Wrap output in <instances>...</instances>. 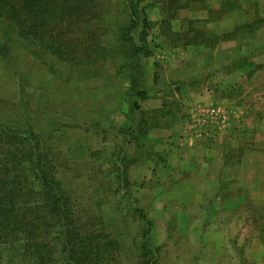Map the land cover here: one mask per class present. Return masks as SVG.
<instances>
[{"label":"rangeland","instance_id":"rangeland-1","mask_svg":"<svg viewBox=\"0 0 264 264\" xmlns=\"http://www.w3.org/2000/svg\"><path fill=\"white\" fill-rule=\"evenodd\" d=\"M138 1L147 13L152 10L153 21L149 54L141 61L143 83L135 70L137 57L113 46L117 23L128 20L129 3L98 0L102 25L95 29L103 50L82 58L67 53L66 58L76 60H65L49 52L35 57L13 42L9 56L0 55V119L11 131L20 121L32 123L47 139L59 190L81 233H110L121 243L110 253L115 263L107 264H264L258 247L264 245V202L248 200L230 169H218L199 152L214 147L215 132L231 129L229 115L224 109L214 112L213 104L200 109L195 94L207 76H188L192 63L182 59L180 49L189 44L200 49L210 70L225 57L211 56L208 44L217 41L208 42L211 32L205 23L180 21L176 7L187 0ZM188 1L193 9L202 0ZM161 6L176 11V19L160 13ZM244 33L250 38L254 31ZM3 42L0 35V47ZM246 47V54L241 47L232 49L231 69L250 65V72L236 73V87L217 94L245 95L241 101L252 107L259 89L253 85L263 75L253 76L258 68L250 57L263 47ZM124 56L133 66L119 71ZM187 84L192 88H184ZM142 85L148 95L134 99ZM122 148L127 183L116 190L110 160ZM241 157L235 152L229 163ZM204 160L209 167L203 170L198 165ZM128 195L133 204L124 201ZM135 208L151 222L148 238L155 252L144 244V224ZM58 255L63 253L55 247L51 257Z\"/></svg>","mask_w":264,"mask_h":264},{"label":"trees","instance_id":"trees-1","mask_svg":"<svg viewBox=\"0 0 264 264\" xmlns=\"http://www.w3.org/2000/svg\"><path fill=\"white\" fill-rule=\"evenodd\" d=\"M126 2L129 3L125 14L128 20L117 23L113 46L117 52L124 47L133 60L137 57L135 70L143 83L141 61L149 54L147 36L153 24L140 1ZM99 6L98 0H0V35L4 41L0 55L8 57L13 42H19L35 57L52 53L65 60H76L66 58L67 53L82 58L94 49L103 50L95 29L102 21ZM233 7L236 4L226 0L224 13L232 11ZM188 8L187 0L186 4L176 7V11ZM162 12L169 20L177 17V13L164 7ZM246 29L249 28H244L242 33ZM238 30L221 36L210 33L208 42L223 40L228 35L235 37ZM123 58L119 71L133 66V62ZM147 95L142 85L133 97L143 99ZM133 105L137 107L135 100ZM20 124L11 131L0 119V261L8 264H107L113 260L115 263L110 253L118 250L121 243L110 233H81L71 217L67 199L59 190L56 160L46 148L47 139L32 123L20 121ZM119 152L116 159L110 160L113 161L110 181L116 190L127 183L123 148ZM123 199L129 205L134 203L130 195ZM135 212L144 224L142 238H147L144 244L155 252L148 238L151 222L139 209L135 208ZM55 247L61 249L62 257H51Z\"/></svg>","mask_w":264,"mask_h":264},{"label":"crops","instance_id":"crops-1","mask_svg":"<svg viewBox=\"0 0 264 264\" xmlns=\"http://www.w3.org/2000/svg\"><path fill=\"white\" fill-rule=\"evenodd\" d=\"M230 1L235 3L236 7L225 13L223 9L226 0H202L196 8L182 9L178 12L180 21L197 20L203 22L210 29V32L216 36L230 34L235 29H239L235 37L234 35H228V39L219 40L213 46H209L211 56L214 59L225 57L224 62L210 70L211 68L205 63L200 49L196 50L189 44L182 46L180 50L181 56H183L182 59L192 63V67L187 68L188 76H200V78L207 76L206 80L199 85L200 91H197L199 93L195 94L197 99L201 100L199 103L203 104L200 105V109L203 110L207 108L206 106L213 104L216 105L214 112L215 110L221 111V109H224L229 115L227 126L229 124L231 129L227 132H220L221 129L219 128L220 131L215 132L214 136L212 135L214 137V147L203 148L199 152L203 157L212 159V164H215L218 169H230L231 179L238 182L248 200L262 203L264 202V149L260 147L264 145V0ZM159 11L163 14L162 6ZM150 14L147 13L148 18L153 22ZM244 28H249L245 31L253 29L254 33L250 38H247L246 34H242ZM255 44L259 47L262 46L263 49L260 47V52L253 53L250 57L254 68H258L253 76L257 73L263 76L260 82L258 81L256 85H253L255 91L257 88L259 89L252 95L253 106L251 107L250 105L246 106L241 101V98L245 95L230 97L228 95H218L217 93L226 90V88L232 90L236 87V84H238L236 73L244 76V73L250 72L247 71L250 65L247 68L231 69L233 68L232 49L235 46L241 47L242 54H246L247 49H249L246 46L252 47ZM252 48L255 49V47ZM184 88L189 90L192 87L187 84ZM225 135L227 136L225 137ZM206 137L208 138V135ZM196 141H198V138H195L194 143ZM224 143L226 144L223 145ZM246 144L251 148H246ZM224 148L226 149L224 150ZM239 151L242 154L240 162L230 164V159H227L233 153ZM200 164L198 165L200 169L204 170L209 167L208 162L205 160ZM258 247L261 256H264V245L260 244Z\"/></svg>","mask_w":264,"mask_h":264}]
</instances>
